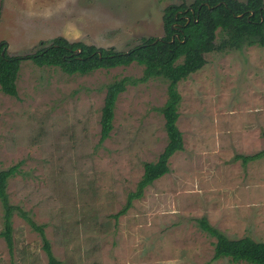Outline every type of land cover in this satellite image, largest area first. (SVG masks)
Listing matches in <instances>:
<instances>
[{
    "label": "rangeland",
    "instance_id": "374dc122",
    "mask_svg": "<svg viewBox=\"0 0 264 264\" xmlns=\"http://www.w3.org/2000/svg\"><path fill=\"white\" fill-rule=\"evenodd\" d=\"M194 1L0 0V42L11 56L33 54L58 36L126 51L165 34L167 6ZM205 57L177 84L184 148L120 214L144 163L167 143L160 110L167 80L141 79L136 62L68 74L27 58L18 95L0 85V169L18 165L10 202L44 227L60 264H252L214 258L217 238L199 219L230 238L264 241V156L243 158L264 149V45ZM122 78L128 83L113 129L100 142L108 84ZM19 211L10 250L0 200V264H49L42 236Z\"/></svg>",
    "mask_w": 264,
    "mask_h": 264
},
{
    "label": "trees",
    "instance_id": "16d2710c",
    "mask_svg": "<svg viewBox=\"0 0 264 264\" xmlns=\"http://www.w3.org/2000/svg\"><path fill=\"white\" fill-rule=\"evenodd\" d=\"M163 21L165 34L162 37L144 38L142 43L126 51L116 50L113 46L98 47L83 41H69L58 36L33 54L11 56L5 51L6 41L0 42V85L5 93L12 96L18 95L17 79L21 63L27 58L39 66L59 67L68 74H86L96 69L127 66L136 62L144 68L141 79L162 77L167 80L168 98L160 108L165 119L167 143L157 160L144 163L138 188L129 193L119 214L126 212L132 201L143 195L148 185L170 171V157L184 148L183 133L177 124L181 102L178 82L204 67L206 53L241 49L244 45H264V0H195L190 5H170L165 8ZM219 34L222 39L217 43ZM127 83V78H122L108 84L101 114L100 142L110 136L116 101ZM263 156L264 149H261L243 158L249 160ZM17 170L18 165L0 169V200L4 208V229L1 233L12 250V217L19 208L20 214L42 236L49 264H60L53 254L44 227L10 202L8 181ZM199 222L203 229L217 238L214 258L229 257L234 262L264 264V241H257L249 235L230 238L212 226L206 217L200 218Z\"/></svg>",
    "mask_w": 264,
    "mask_h": 264
}]
</instances>
